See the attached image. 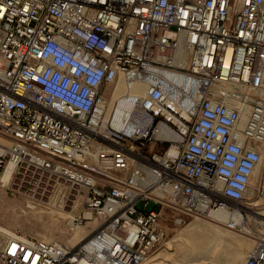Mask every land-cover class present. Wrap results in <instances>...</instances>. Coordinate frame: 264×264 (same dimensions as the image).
<instances>
[{"label":"built area","instance_id":"built-area-1","mask_svg":"<svg viewBox=\"0 0 264 264\" xmlns=\"http://www.w3.org/2000/svg\"><path fill=\"white\" fill-rule=\"evenodd\" d=\"M0 135V183L11 165L5 187L28 198L64 186L82 203L68 229L91 223L70 248L0 227V264H142L164 208L256 211L264 0H0ZM249 228L244 264H264Z\"/></svg>","mask_w":264,"mask_h":264},{"label":"rangeland","instance_id":"rangeland-1","mask_svg":"<svg viewBox=\"0 0 264 264\" xmlns=\"http://www.w3.org/2000/svg\"><path fill=\"white\" fill-rule=\"evenodd\" d=\"M255 180L252 181L251 191ZM52 195L51 192L48 197L35 200L13 187L0 186V226L30 237L58 241L69 248L74 246L88 233L91 223H85L84 227L78 228L77 235L73 234L67 227L66 214L56 218L54 211L57 210L45 208L51 206ZM253 201L261 204L252 206V209L264 213V197ZM75 204L80 210L81 199L73 204L65 203L62 209L71 212ZM138 207L141 208L142 204L139 203ZM144 208L157 209V206L148 202ZM179 217H182L181 222H177ZM161 218L165 236L142 264H186L184 261L187 257L197 256L199 259L201 254L205 255L197 260L201 264H244L246 254L254 246V238L234 228L227 229L208 221L205 216L177 214L164 208ZM253 221L250 218L249 225L256 229ZM247 243H251L249 248L246 247Z\"/></svg>","mask_w":264,"mask_h":264},{"label":"bare ground","instance_id":"bare-ground-1","mask_svg":"<svg viewBox=\"0 0 264 264\" xmlns=\"http://www.w3.org/2000/svg\"><path fill=\"white\" fill-rule=\"evenodd\" d=\"M177 65L183 66L184 63H183L182 60H180L179 64H177ZM157 75L163 81H170L174 77V71H172V70H162L160 72V74H157ZM133 89H134V91L136 93H143L145 91V89H146V86H145L144 82L138 81V82H136L134 84ZM123 91H124L123 84H118L116 86V88H115L114 95H118V94L122 93ZM188 100H191V103H196V99H193L191 97ZM0 143L7 144L8 140L0 135ZM10 169H11V165H7L6 168H5L4 173L1 176V183H0L1 187H5L6 186V182H7L8 178H9V174H10ZM67 191H68V189L66 187L59 186V188L54 192V194L51 197V202H52L51 206L50 207H45L47 209L53 207L55 210H57V211H54L55 212L54 216L56 218L57 217L59 218L62 215H65V214H66L67 218L71 216L72 212H66V211H63V209H62L63 206H65L64 204L66 203V193H67ZM247 194L251 195L252 191L249 190V192H247ZM76 202H78V201H76ZM54 204H55V206H53ZM259 204H261V203H259V201H254L252 203V205H259ZM77 210H78V208L76 207V204H75L74 207H73V211H77ZM253 214H255V215H253ZM251 215H252V217H251ZM205 217L208 218V221H211V222H213V223H215L217 225L223 226V227H225L227 229L234 228V229H236L238 231H241L244 234H247L249 237L254 238V244L257 241V239L263 238V236L261 234H259L258 232L250 230L249 222H248L250 218L251 219H255L256 220L255 221L256 222L255 225L257 226V228L264 227V213L262 211H252L249 208H242L241 211H238V212L235 211V212L230 213L227 210H225V208H222V209L219 208V209H217L215 211H211L210 213L205 215ZM229 220H233L235 222V224L233 226H230L229 225ZM0 227L6 233H10L11 232L10 230H8V229H6V228H4L2 226H0ZM90 229H89V231H90ZM77 231H78V229L72 231V233L77 235ZM79 240H77L76 243ZM250 245H251V243H247L246 247L249 248ZM204 257H205V255L201 254L199 259L200 258L202 259ZM199 259H198L197 256H191V257L189 256V257H187V260L184 261V262L186 264L187 263L188 264H201V263H198V261H197ZM244 262H245V260H244ZM210 264H214V263H210Z\"/></svg>","mask_w":264,"mask_h":264}]
</instances>
